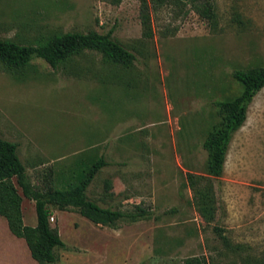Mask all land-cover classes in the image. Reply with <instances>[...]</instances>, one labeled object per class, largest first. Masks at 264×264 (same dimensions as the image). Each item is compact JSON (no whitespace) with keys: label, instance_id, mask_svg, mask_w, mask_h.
Segmentation results:
<instances>
[{"label":"rangeland","instance_id":"rangeland-1","mask_svg":"<svg viewBox=\"0 0 264 264\" xmlns=\"http://www.w3.org/2000/svg\"><path fill=\"white\" fill-rule=\"evenodd\" d=\"M145 4L149 30L141 0H0V40L39 45L111 31L135 57L124 67L83 51L55 69L34 59L19 75L0 65V138L17 144L30 182L67 190L103 157L87 199L147 213L112 228L48 206L65 245L54 264H264V87L231 137L220 177L207 174L203 148L220 122L217 103L241 91L233 73L264 67V0ZM207 5L209 18L199 12ZM188 175L211 189L210 222ZM20 210L23 224L35 226L33 202L22 198ZM0 264H39L1 216Z\"/></svg>","mask_w":264,"mask_h":264},{"label":"trees","instance_id":"trees-1","mask_svg":"<svg viewBox=\"0 0 264 264\" xmlns=\"http://www.w3.org/2000/svg\"><path fill=\"white\" fill-rule=\"evenodd\" d=\"M119 4L122 0H110ZM142 1L141 24L149 30L145 0ZM201 15L211 17V6H204ZM148 34V33H147ZM83 51L98 52L105 60L129 67L134 55L112 38L111 31L101 34L94 30L86 33L69 32L55 35L39 45L19 44L12 40H0V65L5 71L17 73L34 59H41L55 69L71 56ZM22 73V72H21ZM233 78L241 86L240 93L226 101L218 102L220 122L213 126L203 142L207 151L206 172L211 177H220L232 135L243 125L248 105L253 97L264 87V67L236 70ZM107 162L103 157L94 161L85 175L69 189L40 190L30 182L25 166L17 155V144L0 138V216L4 218L11 234L22 238L33 260L39 264L57 262L55 249L64 248L56 227L49 223L48 206L59 210L74 208L96 225L116 227L120 220L134 222L145 218L146 211L137 206L132 213L103 208L86 197V189L98 171ZM188 182L194 192V201L200 216L207 222L214 217L213 195L206 185L200 186L198 178L188 175ZM110 182H105V189ZM22 198L33 202L36 217L35 226L23 224L20 205ZM223 243L230 246L227 239L219 233ZM185 264H201L199 259H186Z\"/></svg>","mask_w":264,"mask_h":264},{"label":"built area","instance_id":"built-area-1","mask_svg":"<svg viewBox=\"0 0 264 264\" xmlns=\"http://www.w3.org/2000/svg\"><path fill=\"white\" fill-rule=\"evenodd\" d=\"M49 220H50V221H53V217H52V216H50V217H49Z\"/></svg>","mask_w":264,"mask_h":264}]
</instances>
